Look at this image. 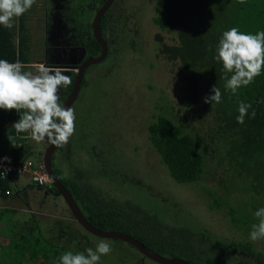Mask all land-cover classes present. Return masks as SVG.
Here are the masks:
<instances>
[{
  "label": "rangeland",
  "instance_id": "1",
  "mask_svg": "<svg viewBox=\"0 0 264 264\" xmlns=\"http://www.w3.org/2000/svg\"><path fill=\"white\" fill-rule=\"evenodd\" d=\"M138 1L126 0L124 4V15L129 14L131 18L122 23L124 34H119V44L117 40L115 43V46L126 43L121 50L122 54L108 64L95 68L100 76L94 80L90 78L88 88H83L78 101L72 106L76 117L75 131L67 145L58 147L54 166L65 175L70 174L71 180L77 177L81 184L88 183L97 189L102 188V196L108 200L115 197L122 202L130 200L152 212L157 221L166 226L188 230L193 234L195 243L200 241L204 245L197 243L202 249L211 250L212 245L218 249L224 248L225 243L240 240L235 230L238 226L230 221L227 205L233 206L239 219L248 223L254 214L253 207L258 205L257 199H261L251 192L241 191L239 179L234 181L229 177L231 173L224 172L229 170V166L227 161L218 159V155H223L224 148L220 146L216 133L214 112L202 100L191 110L179 101L180 67L176 62L161 60L158 57V45L155 44L156 36H161L164 43L172 44L175 35L161 33L152 24L156 0H141L140 7H137ZM15 22L16 19L13 24ZM132 30H136L138 38L142 40L139 49L138 46L134 47L137 51H131L126 42L131 36L125 33ZM159 113L175 123H184L185 130L198 141L207 165L206 181L202 184L178 185L167 178L164 166L160 168L159 156L150 145L147 135L152 115ZM27 142L34 154L30 158L35 159V154L40 151L39 142L30 138H27ZM64 147L68 149L70 157L64 156V161L60 162L58 158ZM19 179L25 180L27 177ZM228 181L234 182V188L225 191L223 183ZM247 183L243 186L245 190L249 187ZM207 186L215 193V197L225 200L219 210L209 209L210 197L204 194L207 193ZM262 198L264 200V196ZM47 200L46 207L52 206L53 199ZM58 202L64 200L59 197ZM6 216L8 218L9 215L6 213ZM26 216L30 215L23 214V218L28 220ZM7 224L6 232L11 234L13 245L0 246L1 264H58L60 254L65 252L61 249L63 244L68 243L66 249L73 252H83L87 248L94 249L101 240L75 224L73 229L80 237L76 243L65 238L63 244H36L28 237L29 230L36 229L33 226L35 223L30 225V222H23L16 226L12 222L13 228ZM37 224L46 227L43 222L38 221ZM242 230L248 235L251 231ZM23 232L27 234L24 238ZM200 238L205 239L204 244ZM104 240L111 243L112 251L102 256L99 264H156L146 258L142 260V255L124 242ZM256 242L260 247L264 246V239ZM217 248L213 247L211 251L215 252ZM34 253L42 257L45 253L53 260L36 263ZM163 256L171 257L168 253ZM241 262L251 264L246 260Z\"/></svg>",
  "mask_w": 264,
  "mask_h": 264
},
{
  "label": "trees",
  "instance_id": "2",
  "mask_svg": "<svg viewBox=\"0 0 264 264\" xmlns=\"http://www.w3.org/2000/svg\"><path fill=\"white\" fill-rule=\"evenodd\" d=\"M153 11L151 21L154 27L161 33L175 35L172 44L164 43L160 39L161 36H156L155 44L158 45V57L161 60L176 62L180 67L179 101L191 110L203 101L205 96L212 94L210 89L214 85L221 90V103H206L214 112L216 133L220 146L224 148L223 155H218V159L227 161L229 170L224 172L231 173L229 177L234 181L239 179L242 184L241 191L259 196L257 198L261 200L257 199L258 205L253 207L254 213L264 207V67L253 83L241 87L233 95L225 88L222 63L216 61L214 56L224 31L232 27L250 34L264 31V0H156ZM22 30L23 27L19 26L20 41L16 46L14 26L9 29L0 25V59L9 62L18 59L24 66L28 63L26 45L22 43ZM26 69L27 67H24L23 70ZM238 101L252 105L243 124L236 121L239 114ZM159 109L161 110V107ZM252 109H255L256 113L254 118H251ZM18 120L19 113L16 110L0 109V156L6 155L12 161L34 156L30 151L31 147L27 146V133H17L12 127ZM185 129L184 123H175L162 113L154 114L147 127L148 141L159 156L160 168H166L167 178L178 185L202 184L206 181L207 173L205 154L195 137ZM8 137L12 138L16 146L10 143ZM38 154L40 155L39 151L35 158ZM52 170L73 196L89 223L97 229L128 234L158 254L168 253L171 257L180 258L190 264H222V255L209 257L206 249L200 250L198 244L192 243L188 231L183 233L180 228L166 226L157 221L152 212L130 200L122 202L116 200V197L109 200L104 198L102 188L97 189L88 183L81 184L77 177L71 180L54 166L53 160ZM244 183L249 185L246 190ZM3 185L4 189L8 188L7 183ZM223 187L225 191H229L234 188V182H225ZM205 190L207 193H203L208 195L211 201L208 202L209 209L219 210L225 200L215 197L209 186ZM46 192L60 197L53 186L46 189ZM227 208L230 221L238 226L235 230L240 238L238 242L231 241L230 246H239L255 253L252 246H256L258 242L250 240L248 233L242 230H251V225L258 222L253 218L254 214L247 223L239 219L233 206L227 205ZM245 224L247 227L243 228ZM82 240L86 241V238ZM61 249L70 250L62 247ZM33 255L35 258L37 253ZM256 255L261 257V254ZM203 257H206L209 263H204ZM43 258L46 260L45 253Z\"/></svg>",
  "mask_w": 264,
  "mask_h": 264
},
{
  "label": "clouds",
  "instance_id": "3",
  "mask_svg": "<svg viewBox=\"0 0 264 264\" xmlns=\"http://www.w3.org/2000/svg\"><path fill=\"white\" fill-rule=\"evenodd\" d=\"M35 3L36 0H0V25L11 29L14 19L29 11ZM215 52L214 59L222 63L225 73V88L235 95L238 89L253 83L254 78L261 74L264 31L250 34L232 27L222 33ZM24 67L18 59L15 62L0 59V109L19 113V120L12 124L17 133H27L36 142L47 140L58 147L67 145L75 131V110L64 107L59 91L62 86L71 85V77L65 75L61 68H50L44 64L30 71L23 70ZM210 91L212 94L205 96L203 102L221 103V90L214 85ZM250 108V103L238 101L237 123H244ZM255 114V109H252L251 118ZM8 139L16 146L11 137ZM254 217L258 222L251 225L249 234L253 242L264 239V207L256 210ZM111 251V243L101 239L94 249L61 253L58 264H99L101 257Z\"/></svg>",
  "mask_w": 264,
  "mask_h": 264
},
{
  "label": "flooded vegetation",
  "instance_id": "4",
  "mask_svg": "<svg viewBox=\"0 0 264 264\" xmlns=\"http://www.w3.org/2000/svg\"><path fill=\"white\" fill-rule=\"evenodd\" d=\"M129 1L127 0V2ZM106 2L107 0H36L29 11L16 18L18 25L23 27L22 43L26 45L25 54L28 59L25 67L32 70L37 65L44 64L50 68H61L64 70L65 75L71 77V85L62 86L59 91L60 101L63 104L72 92L79 77L80 87L72 106L78 101L83 88H88L87 84L90 82V78L94 80L97 76H100L95 68L113 61L119 54H122L121 50L125 47L126 43L120 46H115V43L117 40V44H119L118 35L124 34L125 29L122 28V23L129 21L131 16L129 14L124 15L126 0H112L98 21L100 34L106 47V57L102 62L92 64V61L98 58L102 51L101 45L95 38L94 23ZM140 3L141 0L138 1L137 7H140ZM138 10L140 11V8ZM138 30L140 29L138 28ZM125 34L131 36L126 40L130 50L137 51L134 47L138 46L139 49L142 45V40L138 38V32L132 30L131 32L126 31ZM39 144L43 146V151L47 148L46 140L39 142ZM68 153L66 147L61 148L60 162L64 161V156H67ZM55 154L53 164L56 159ZM68 157H70V154ZM68 177H70V174ZM67 213L71 215V219L75 224L80 227L71 212L67 210ZM80 228L82 229V227ZM186 231L184 230L183 233ZM192 235L189 232L192 243L204 246L200 241L195 243ZM200 240L203 244L205 243V239L200 238ZM207 244L210 245V243ZM213 247L217 248V246L212 245L211 250ZM198 248L201 250L199 246ZM252 249L255 253L243 250L239 246L231 247L230 242H228L225 243L224 248H217L215 252L206 249V253L209 257H213L215 254L222 255V264H243L245 262L241 261L244 260L251 264H264V246L260 247L257 244L252 246ZM257 253L261 254L260 258L257 257ZM141 258L143 259V256ZM203 258L205 259L203 260L204 263H209L206 257ZM143 260L145 261V259Z\"/></svg>",
  "mask_w": 264,
  "mask_h": 264
},
{
  "label": "crops",
  "instance_id": "5",
  "mask_svg": "<svg viewBox=\"0 0 264 264\" xmlns=\"http://www.w3.org/2000/svg\"><path fill=\"white\" fill-rule=\"evenodd\" d=\"M14 32V44L17 46L20 41L19 25L17 22L14 23ZM25 138H29L28 135ZM47 145L48 142L46 140V146ZM39 148L40 154H43V146H41V144H39ZM59 159L60 158H58V160ZM66 177H68V175ZM7 185L8 188L6 189L11 191V194L9 196L0 197V246L8 247L13 245L11 234L6 232L7 223L13 228L14 224H11L12 222H14L16 226H19L23 222H30V225L35 223L33 226H35L36 229L29 230L28 237L33 239L36 244H48L49 242H53L56 245L58 243L63 244L65 238L76 243L77 239H80V237L77 236L76 230L73 229L75 222L71 219V215H68L67 210L69 209L66 204H64L65 202H58L59 198L49 195L43 188L30 185L27 179L23 180L17 178ZM43 198L44 201H42ZM50 198L53 199L52 206L49 205L50 207H46L47 199ZM6 213L9 215L8 218ZM27 213L30 215L26 216L28 220L23 218V214ZM38 221L40 223H45L46 227H41L40 224L38 225ZM46 228L48 230H46ZM67 232L68 234H66ZM17 233L18 232H16V236L19 238V233ZM26 235L27 234L23 232L22 238L26 237ZM46 238H48V240ZM67 246L68 243H66V245L63 244L62 248H66ZM34 260H36V263H44L45 261H52L53 258L46 255L45 260L42 256L37 255Z\"/></svg>",
  "mask_w": 264,
  "mask_h": 264
},
{
  "label": "water",
  "instance_id": "6",
  "mask_svg": "<svg viewBox=\"0 0 264 264\" xmlns=\"http://www.w3.org/2000/svg\"><path fill=\"white\" fill-rule=\"evenodd\" d=\"M112 0H107L103 8L100 10L98 16L96 17L95 23H94V34L97 42L101 45L102 51L98 58L94 59L92 61V64H97L102 62L106 57V47L105 43L101 37L100 29H99V18L101 17V14L108 8ZM98 19V20H97ZM80 78V77H79ZM79 78L70 93V95L67 97V99L64 102V107L68 108L71 107L73 102L75 101L78 90L80 87ZM58 146L52 145L48 143L47 148L43 151L44 155V164L46 168V173L49 177V179L52 182L53 188L56 190L58 195L64 200L66 206L68 207L69 211L71 212L74 220L82 227L83 230H85L87 233L101 239H110V240H118L121 242H124L130 246H132L134 249H136L142 256L143 259H149L150 261L156 263V264H190L189 262L182 260L180 258L176 257H165L161 254H158L151 249L144 246L141 242L136 240L134 237L124 234L122 232H115V231H104L99 230L96 227H94L92 224L89 223V221L86 219L85 215L81 211L79 205L74 200L73 196L70 194V192L62 185V183L59 181V179L54 175L52 170V160L54 157V154L57 150ZM142 259V260H143Z\"/></svg>",
  "mask_w": 264,
  "mask_h": 264
},
{
  "label": "built area",
  "instance_id": "7",
  "mask_svg": "<svg viewBox=\"0 0 264 264\" xmlns=\"http://www.w3.org/2000/svg\"><path fill=\"white\" fill-rule=\"evenodd\" d=\"M0 197L9 196L11 191L3 188V184L21 177H27L30 185L38 188L50 189L52 185L44 164V155L40 154L35 159L19 158L10 160L6 155L0 156Z\"/></svg>",
  "mask_w": 264,
  "mask_h": 264
}]
</instances>
